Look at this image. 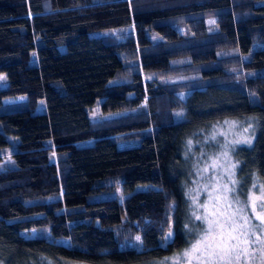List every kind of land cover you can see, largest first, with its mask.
<instances>
[{"label": "trees", "instance_id": "16d2710c", "mask_svg": "<svg viewBox=\"0 0 264 264\" xmlns=\"http://www.w3.org/2000/svg\"><path fill=\"white\" fill-rule=\"evenodd\" d=\"M0 75V264L179 253L187 144L220 122L253 124L237 191L264 187V0H0Z\"/></svg>", "mask_w": 264, "mask_h": 264}, {"label": "rangeland", "instance_id": "374dc122", "mask_svg": "<svg viewBox=\"0 0 264 264\" xmlns=\"http://www.w3.org/2000/svg\"><path fill=\"white\" fill-rule=\"evenodd\" d=\"M115 33V32H114ZM113 33V34H114ZM112 34V33H108ZM260 46H255L252 52L258 50ZM33 63H36L35 54ZM5 76L0 75V87H5ZM27 98L24 96L11 99L9 103L23 102ZM45 102L41 101L36 107V113H45ZM116 115H103L100 109L96 107L91 111V118L95 121L113 118ZM200 141H189L187 144L188 153L192 154V173L187 189L189 216L186 222V231L192 238L190 244L177 254L167 257L163 260L150 264H187L184 253L190 249L204 234L203 230L207 228L203 217L215 219L210 215L213 212H225L228 215L235 213V219L243 223L241 216L247 217L249 225L244 231L249 233L248 239L254 241L249 248V255L242 257L239 264H261L259 241H264V230L259 220L256 219L252 205L255 204L256 211H261V205L264 204V187L261 183H256L248 192L246 197H241L237 191L236 169L237 164L233 158L234 149L238 146H249L254 140V126L250 121L240 122L236 120H227L210 127L208 131L202 130ZM137 143H124L121 147L134 146ZM10 155H7V157ZM191 163V162H190ZM235 181V183H233ZM227 186V188L225 187ZM231 204V208L228 205ZM207 205V208L204 207ZM201 216L202 219H196ZM223 220L224 217L220 216ZM255 235H251V233ZM34 234V233H33ZM170 234L167 239L171 240ZM244 247V245H241ZM195 264V261L193 262Z\"/></svg>", "mask_w": 264, "mask_h": 264}, {"label": "snow or ice", "instance_id": "6c2138e0", "mask_svg": "<svg viewBox=\"0 0 264 264\" xmlns=\"http://www.w3.org/2000/svg\"><path fill=\"white\" fill-rule=\"evenodd\" d=\"M235 183V181H233ZM227 188V186H225ZM207 208V205H204ZM231 208V204L228 205ZM253 213L260 221L262 230H264V204L261 205V211H256L255 204L252 205ZM210 215L217 217L209 219L207 215L203 217L207 228L203 230V235L192 247L185 251L184 256L187 264H239L242 257L249 255V248L254 241L248 239L249 233L244 231L249 225L247 217L241 216L243 223L235 219V213L228 215L225 212H213ZM223 216L224 219H219ZM196 219H202L196 216ZM255 235V233H251ZM139 239V237H137ZM256 241L262 245L260 248L261 264H264V241L260 236H256ZM244 245V247H241Z\"/></svg>", "mask_w": 264, "mask_h": 264}]
</instances>
